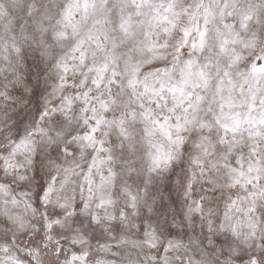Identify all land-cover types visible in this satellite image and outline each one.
I'll list each match as a JSON object with an SVG mask.
<instances>
[{
	"label": "snow or ice",
	"instance_id": "6c2138e0",
	"mask_svg": "<svg viewBox=\"0 0 264 264\" xmlns=\"http://www.w3.org/2000/svg\"><path fill=\"white\" fill-rule=\"evenodd\" d=\"M0 264H264V0H0Z\"/></svg>",
	"mask_w": 264,
	"mask_h": 264
}]
</instances>
